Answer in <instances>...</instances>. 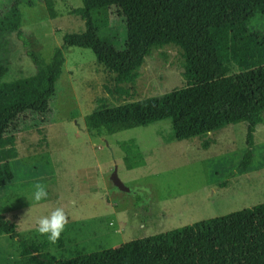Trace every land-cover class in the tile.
<instances>
[{"label":"rangeland","instance_id":"rangeland-1","mask_svg":"<svg viewBox=\"0 0 264 264\" xmlns=\"http://www.w3.org/2000/svg\"><path fill=\"white\" fill-rule=\"evenodd\" d=\"M26 1L19 0L20 30L29 49L48 62L62 47L65 63L51 112L17 121L6 137L12 145L0 147V159L10 161L14 175L0 187V208L19 233L14 240L0 236V264L23 259L20 239L56 260L70 259L264 203V123L256 128L246 169L238 167L246 151L244 122L189 139L174 138L170 120L102 138L86 132L84 118L99 98L119 106L184 85L180 48L171 44L151 49L134 84L117 86L116 74L90 49L63 47L65 35L85 31L84 22L72 14L82 6L80 0H53L55 19L44 0H32L33 7ZM100 19L106 25L99 28V37L121 46L123 21L111 12ZM248 27L264 32V14L257 13ZM0 67L5 69L1 82L36 72L16 33L0 36ZM10 148L15 155L7 154ZM114 170L128 192L113 184ZM37 182L46 185L49 196L31 207L27 198ZM56 207L64 208L69 222L60 240L51 244L36 231V220Z\"/></svg>","mask_w":264,"mask_h":264},{"label":"trees","instance_id":"trees-1","mask_svg":"<svg viewBox=\"0 0 264 264\" xmlns=\"http://www.w3.org/2000/svg\"><path fill=\"white\" fill-rule=\"evenodd\" d=\"M80 1L82 6L72 14L84 22L85 31L65 35L63 47L90 49L106 70L116 74L117 86L134 84L153 48L175 45L185 60L184 85L163 95L119 106L97 99L84 118L88 135L102 138L170 120L173 137L189 139L244 122L246 151L238 167L249 166L256 128L264 123V32L251 31L248 25L257 13L264 14V0ZM44 2L49 17L55 19L53 0ZM19 4V0L0 3V36L16 33L36 72L28 78L0 81L2 150L12 145L7 134L17 121L51 112L65 63L62 47L48 62L29 49L20 30ZM26 4L34 6L32 0ZM107 12L123 21L121 46L99 37V28L106 25L100 16ZM4 71L0 67V78ZM122 149L129 154L128 147ZM13 178L10 161L0 159V187ZM0 236L19 237L17 225L3 216L1 208ZM19 247L26 264H264V203L70 259L39 253L37 245L23 239ZM23 259L14 264H23Z\"/></svg>","mask_w":264,"mask_h":264},{"label":"clouds","instance_id":"clouds-1","mask_svg":"<svg viewBox=\"0 0 264 264\" xmlns=\"http://www.w3.org/2000/svg\"><path fill=\"white\" fill-rule=\"evenodd\" d=\"M31 197L27 198L31 204H39V202L46 200L49 196L46 185L42 183H35L32 187ZM31 210V208H30ZM69 222V217L62 207H56L50 211L48 215L40 216L36 220V231L41 235L47 237L51 244H56L61 234Z\"/></svg>","mask_w":264,"mask_h":264},{"label":"water","instance_id":"water-1","mask_svg":"<svg viewBox=\"0 0 264 264\" xmlns=\"http://www.w3.org/2000/svg\"><path fill=\"white\" fill-rule=\"evenodd\" d=\"M111 180L113 182V184L121 191L123 192H128L129 189L127 187H125V185L121 182V180L118 178L117 176V172L116 170L113 171L112 176H111Z\"/></svg>","mask_w":264,"mask_h":264},{"label":"crops","instance_id":"crops-1","mask_svg":"<svg viewBox=\"0 0 264 264\" xmlns=\"http://www.w3.org/2000/svg\"><path fill=\"white\" fill-rule=\"evenodd\" d=\"M152 236H154V235H152Z\"/></svg>","mask_w":264,"mask_h":264}]
</instances>
